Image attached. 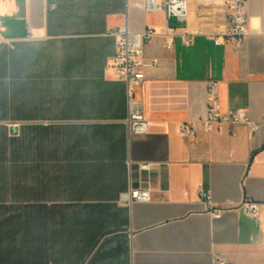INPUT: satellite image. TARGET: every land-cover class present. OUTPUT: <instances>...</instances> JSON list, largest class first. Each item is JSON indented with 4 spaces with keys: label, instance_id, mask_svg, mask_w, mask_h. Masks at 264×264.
Segmentation results:
<instances>
[{
    "label": "crops",
    "instance_id": "0c3cea01",
    "mask_svg": "<svg viewBox=\"0 0 264 264\" xmlns=\"http://www.w3.org/2000/svg\"><path fill=\"white\" fill-rule=\"evenodd\" d=\"M245 11L239 43H185L187 17L168 49L163 11L141 1L0 0V207L46 211L48 240L63 243L52 264H264V0ZM125 24L156 32L133 93L144 135L128 133L127 86L109 65V31ZM210 81L223 113L260 127L181 134L206 117ZM134 188L150 199L120 205Z\"/></svg>",
    "mask_w": 264,
    "mask_h": 264
},
{
    "label": "built area",
    "instance_id": "2783aa9c",
    "mask_svg": "<svg viewBox=\"0 0 264 264\" xmlns=\"http://www.w3.org/2000/svg\"><path fill=\"white\" fill-rule=\"evenodd\" d=\"M141 1L146 11H163L165 16V40L166 47L173 46V36L178 28L170 26L173 19L186 21L189 14L190 0H127ZM246 0H221V25L216 30L209 28L184 27L181 38L185 43H191L197 34H203L212 39L215 45H222L226 42L239 43L247 38L251 32L247 23L245 11ZM117 41V49L111 57L109 65L114 68L116 78L124 81L127 86L129 113L127 118V129L130 135H144L149 133L150 121L145 117L140 104L134 99V89L140 86L145 80V43L150 42L156 35L154 29L147 27L142 32H133L125 24L109 31ZM208 108L206 117L197 121H187L179 125V132L183 135L196 137L199 128L205 132H210L222 124L235 125L246 124L250 131L254 132L260 127L259 121L251 120L248 115L237 109L231 113H223L219 98L218 83L210 81L207 85ZM143 167H148L143 164ZM202 195H206L200 190ZM208 197V196H207ZM150 199L149 189L134 188L122 193L119 204L126 206L133 202L147 201ZM249 206L251 214H256V204L250 200L244 201ZM230 206L228 203L224 207ZM222 208V207H221ZM219 211V210H217Z\"/></svg>",
    "mask_w": 264,
    "mask_h": 264
},
{
    "label": "trees",
    "instance_id": "16d2710c",
    "mask_svg": "<svg viewBox=\"0 0 264 264\" xmlns=\"http://www.w3.org/2000/svg\"><path fill=\"white\" fill-rule=\"evenodd\" d=\"M46 215L29 206L0 207V264H52L54 251H61L63 243L48 240L52 227ZM71 247L83 252L93 243L73 242Z\"/></svg>",
    "mask_w": 264,
    "mask_h": 264
},
{
    "label": "rangeland",
    "instance_id": "374dc122",
    "mask_svg": "<svg viewBox=\"0 0 264 264\" xmlns=\"http://www.w3.org/2000/svg\"><path fill=\"white\" fill-rule=\"evenodd\" d=\"M191 4L193 8H190L188 19L192 26L216 30L221 25V0H190L189 5ZM180 24L173 20L170 26Z\"/></svg>",
    "mask_w": 264,
    "mask_h": 264
}]
</instances>
